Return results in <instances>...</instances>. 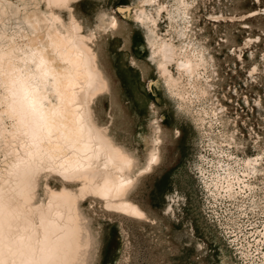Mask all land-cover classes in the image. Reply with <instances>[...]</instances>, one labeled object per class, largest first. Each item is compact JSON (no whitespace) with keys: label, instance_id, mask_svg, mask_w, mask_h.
<instances>
[{"label":"bare ground","instance_id":"6f19581e","mask_svg":"<svg viewBox=\"0 0 264 264\" xmlns=\"http://www.w3.org/2000/svg\"><path fill=\"white\" fill-rule=\"evenodd\" d=\"M79 1L0 0V264H92L101 241L83 201L136 223L157 220L137 195L180 131L166 134L150 104L137 155L117 139L111 113L102 123L100 104L113 86L98 38L118 32L119 19L99 8L88 29ZM194 2L130 0L118 11L143 36L152 84L197 137L163 215L178 219L189 194L218 244L216 264H264V153L246 155L212 102L215 61L192 34Z\"/></svg>","mask_w":264,"mask_h":264},{"label":"rangeland","instance_id":"374dc122","mask_svg":"<svg viewBox=\"0 0 264 264\" xmlns=\"http://www.w3.org/2000/svg\"><path fill=\"white\" fill-rule=\"evenodd\" d=\"M129 2L82 0L74 4L78 18L88 29L95 26L99 8L119 19L118 32L106 31L98 38L113 86L111 98H104L100 104L102 123L110 120L111 113L117 139L137 155L143 151L137 138L147 133L153 116L150 104L155 106L156 116L162 118L165 133L177 128L180 134L173 138L170 135L172 141L164 146L162 164L144 180L137 195L139 204L156 221L136 223L110 216L98 204L82 202L83 208H88L87 214L93 215L91 226L98 230L101 241L92 264H216L218 244L212 235L205 236L197 204L189 194L178 219L163 215L167 195L180 192L176 176L192 160L197 137L184 120L174 119L171 101H165L152 84L155 73L147 61L143 36L130 25L125 13H118ZM192 19L194 38L214 57L211 98L217 107H223L227 130L244 143L246 155L255 154L257 149L264 153V0H195ZM165 27L163 24L161 29ZM236 54H241L242 63ZM252 69L256 71L250 73ZM55 180L47 181L58 188L59 181ZM38 194L44 198L41 190ZM190 225L194 235L189 233ZM204 241L208 249L203 252L197 244Z\"/></svg>","mask_w":264,"mask_h":264}]
</instances>
